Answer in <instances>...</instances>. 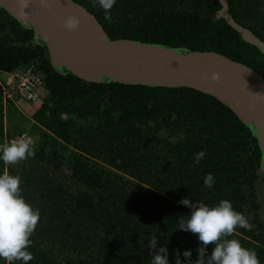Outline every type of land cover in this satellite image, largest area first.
I'll return each mask as SVG.
<instances>
[{"label":"trees","instance_id":"obj_1","mask_svg":"<svg viewBox=\"0 0 264 264\" xmlns=\"http://www.w3.org/2000/svg\"><path fill=\"white\" fill-rule=\"evenodd\" d=\"M70 1L87 11L109 40L214 52L264 80V52L240 34L245 30L264 46V0H116L110 21L96 0ZM29 66L42 85L31 115L39 140L35 154L24 160L22 195L30 201L26 187L45 166L66 173L71 190H46L50 212L40 214L28 264H150L154 250L147 245L153 235L158 247L167 246L170 264H176L175 250L184 261L183 251L191 249L195 261L201 242L179 229V219L190 215L179 203L184 197L209 205L230 200L253 227H237L228 238L254 249L264 264L256 191L264 163L254 132L227 105L189 87L84 81L54 67L32 28L0 6V74ZM3 138L0 84V144ZM201 150L206 155L196 164ZM9 166L0 161V173ZM207 173L215 178L212 188L204 186ZM46 216L52 225L59 220L61 237L41 219ZM48 241L66 253L55 257ZM207 247L210 254L213 245Z\"/></svg>","mask_w":264,"mask_h":264},{"label":"water","instance_id":"obj_2","mask_svg":"<svg viewBox=\"0 0 264 264\" xmlns=\"http://www.w3.org/2000/svg\"><path fill=\"white\" fill-rule=\"evenodd\" d=\"M24 10L25 6L19 9L24 17L26 12L34 14L32 7ZM86 14L78 17L73 11H62L50 22L37 15L31 17L34 32L45 43L47 58L54 67L76 72L92 82L189 87L209 94L254 132L264 163V80L257 71L214 52L180 53L123 39L109 42L92 16ZM69 16L79 19L75 29L65 26ZM102 44L111 51L103 49Z\"/></svg>","mask_w":264,"mask_h":264},{"label":"clouds","instance_id":"obj_3","mask_svg":"<svg viewBox=\"0 0 264 264\" xmlns=\"http://www.w3.org/2000/svg\"><path fill=\"white\" fill-rule=\"evenodd\" d=\"M27 2V0H25ZM104 10L106 20H111L116 0H96ZM79 19L69 16L65 26L75 29ZM32 144L26 139H18L7 145L0 146V161L7 165H15L20 161L33 156ZM205 151L195 154L194 163L199 164L205 157ZM214 176L207 173L204 177V186H214ZM190 209V215L185 220L179 219V229L197 234L201 244L197 247L198 258L191 260L192 250H184L185 258L181 261L179 250L176 264H260L258 255L254 249L244 247L238 239H229L237 227L251 230L253 225L242 212L237 211L230 200L223 199L215 205H209L202 201L193 203L190 197L181 198L179 201ZM40 212L22 195L21 178L12 175L8 171L0 173V260L5 264H14L21 261L28 264L33 254L28 251L38 221ZM213 245L208 254V245ZM147 247L151 250L150 264H170L167 246L158 247V236H151Z\"/></svg>","mask_w":264,"mask_h":264},{"label":"rangeland","instance_id":"obj_4","mask_svg":"<svg viewBox=\"0 0 264 264\" xmlns=\"http://www.w3.org/2000/svg\"><path fill=\"white\" fill-rule=\"evenodd\" d=\"M0 6L6 9L8 11V14L16 18V20L19 21L23 26L31 27L33 32L34 29L30 21L32 19L31 17L34 18V16L36 15L37 18L39 17L44 22H50L54 18L56 19L60 17L59 13H61L62 11L63 12H68L69 10L73 11L74 13H77L78 17H82V13L86 14L85 10L83 12V9L80 6L72 3L70 0H27V2H25V0H0ZM21 6H25L24 11L32 7V9L34 10V14H32V12L29 14L26 12L24 13L26 17H24L23 13H19V9H21ZM224 12L225 9L223 8L219 12L217 18L223 16ZM56 15H58V17ZM86 18L87 17H85V19ZM93 20L96 22L94 18ZM96 24L99 26L103 35H105V32L103 31L101 26L97 22ZM240 34L244 41L249 43H254L262 52H264V46L259 44L258 42H255L250 33H248L245 30H240ZM34 37L35 40L38 39L40 40L36 32H34ZM106 41L110 42L108 38H106ZM102 48L107 51H111L105 46V44H102ZM71 73L83 79L84 81L92 82L86 80L84 77H82L80 74H77L76 72L72 71ZM3 82H4V75L0 74V84L4 86ZM136 83L137 82H129V84H136ZM262 85L264 87V82H262ZM2 106H3L4 138H3V143L0 144V146L7 145L11 141H15L20 138L28 140L32 144V146L36 144L39 138L37 132H34L35 130H32V126L34 125V123L31 120V115L33 111L37 108L38 104L36 102L27 101L26 99L21 97L12 96L11 99H8V97L4 95L2 92ZM24 165L25 162L20 161L15 165H10L6 171H8L12 175H18L19 177H21V175H23L21 170H24L23 169ZM43 168L44 169L42 170V173L35 175L34 177L36 183H33L32 186L30 185H28V187L25 186L26 189L30 191L27 196L30 197L29 203L32 204L35 208H37L40 214L42 213V211L50 212L51 202L47 200L46 190H50L51 188H57L59 190L61 189V191L63 190L67 192H70L71 190L69 184V176L66 173L55 172L54 170L48 168V166H45ZM258 174H259V179L256 183L257 198H258V203L260 204L258 215L264 222V164L261 165ZM63 203L64 202L61 201V204ZM250 217H251V213H249V218ZM41 219H43L44 222H46L47 224H51L47 216L44 218L42 217ZM58 222L59 220L54 218L53 225L51 224V226L54 229L55 236L58 235L59 237H61V235H59L60 228H58L59 226ZM55 244L56 242L51 243L50 241H48L47 247L51 250L52 254L55 257L61 258V255H64V253L66 252L59 251L58 249H56L58 247L55 248Z\"/></svg>","mask_w":264,"mask_h":264},{"label":"built area","instance_id":"obj_5","mask_svg":"<svg viewBox=\"0 0 264 264\" xmlns=\"http://www.w3.org/2000/svg\"><path fill=\"white\" fill-rule=\"evenodd\" d=\"M1 75H4L2 92L8 99L14 96L24 98L30 102L38 101L42 79L41 76L35 72L33 66L23 69L18 68L9 73H1Z\"/></svg>","mask_w":264,"mask_h":264}]
</instances>
